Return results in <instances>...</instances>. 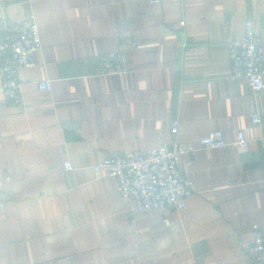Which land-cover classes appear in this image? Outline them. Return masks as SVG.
Returning a JSON list of instances; mask_svg holds the SVG:
<instances>
[{"label":"crops","instance_id":"1","mask_svg":"<svg viewBox=\"0 0 264 264\" xmlns=\"http://www.w3.org/2000/svg\"><path fill=\"white\" fill-rule=\"evenodd\" d=\"M7 3L12 20L33 16L43 47L18 73L20 105L0 88V189L12 199L0 211V264H252L264 221V93L229 79L227 43L251 19L264 46V0ZM119 32L137 42L128 74L96 76ZM255 109L260 126L249 120ZM215 129L226 147L181 160L193 188L182 210L139 212L93 169L174 139L196 146ZM238 130L245 148L232 143Z\"/></svg>","mask_w":264,"mask_h":264},{"label":"built area","instance_id":"2","mask_svg":"<svg viewBox=\"0 0 264 264\" xmlns=\"http://www.w3.org/2000/svg\"><path fill=\"white\" fill-rule=\"evenodd\" d=\"M158 1L150 0L153 3ZM7 2L8 0H0V88L6 103L11 106L22 103L18 73L33 65V52L42 49L43 40L40 26L33 16L12 20L6 13ZM183 24V21L179 22V25ZM116 42L118 48L99 58L94 72L96 76L128 74L130 67L127 53L137 46V42L127 32H119ZM227 49L229 79L245 82L254 96L264 93V46L255 34L251 19L244 21L242 34L230 40ZM39 87L49 90L50 81H41ZM249 120L253 126H260V112L257 109L251 111ZM177 125V120L171 122V132H176ZM261 140L264 142V137ZM249 142L245 132L238 130L232 143L245 148ZM227 145L222 130L215 129L201 137L196 146L174 139L169 146L159 145L103 158L93 169L95 172H107L115 181L118 195L124 199L132 198L135 209L139 212L163 210L166 207L182 210L193 195L191 183L180 167L183 156L196 150L223 148ZM64 168L70 169V164L65 162ZM11 204V197L0 189V211ZM164 222L168 223V220L165 218ZM247 253L252 264H264V221L256 224Z\"/></svg>","mask_w":264,"mask_h":264}]
</instances>
